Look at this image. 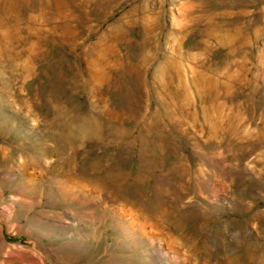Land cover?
<instances>
[{
    "label": "rangeland",
    "instance_id": "1",
    "mask_svg": "<svg viewBox=\"0 0 264 264\" xmlns=\"http://www.w3.org/2000/svg\"><path fill=\"white\" fill-rule=\"evenodd\" d=\"M0 264H264V0H0Z\"/></svg>",
    "mask_w": 264,
    "mask_h": 264
}]
</instances>
